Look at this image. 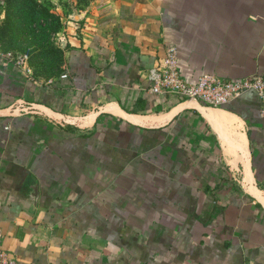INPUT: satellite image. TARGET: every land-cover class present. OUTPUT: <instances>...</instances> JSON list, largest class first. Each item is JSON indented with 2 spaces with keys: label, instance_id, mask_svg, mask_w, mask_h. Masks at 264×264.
Returning a JSON list of instances; mask_svg holds the SVG:
<instances>
[{
  "label": "crops",
  "instance_id": "obj_1",
  "mask_svg": "<svg viewBox=\"0 0 264 264\" xmlns=\"http://www.w3.org/2000/svg\"><path fill=\"white\" fill-rule=\"evenodd\" d=\"M61 19L57 75L0 52V248L20 264H264L256 92L209 107L152 91L171 47L190 82L264 75V0H89Z\"/></svg>",
  "mask_w": 264,
  "mask_h": 264
},
{
  "label": "rangeland",
  "instance_id": "obj_2",
  "mask_svg": "<svg viewBox=\"0 0 264 264\" xmlns=\"http://www.w3.org/2000/svg\"><path fill=\"white\" fill-rule=\"evenodd\" d=\"M88 2L58 0L55 5L50 0H1L0 52L12 59L27 55L29 71L25 72L39 80L57 75L63 63L58 35L63 30L61 18L73 6ZM237 168L232 170L239 178Z\"/></svg>",
  "mask_w": 264,
  "mask_h": 264
},
{
  "label": "built area",
  "instance_id": "obj_3",
  "mask_svg": "<svg viewBox=\"0 0 264 264\" xmlns=\"http://www.w3.org/2000/svg\"><path fill=\"white\" fill-rule=\"evenodd\" d=\"M24 71H29L28 56L21 55L12 60ZM155 93H174L184 99H191L204 106L221 107L230 103L246 91L253 90L260 100V113L264 116V75L253 74L237 79L222 78L214 74L203 73L196 81L183 78L177 65L175 48H168L159 66L155 69ZM0 264H20L15 256L0 248Z\"/></svg>",
  "mask_w": 264,
  "mask_h": 264
},
{
  "label": "bare ground",
  "instance_id": "obj_4",
  "mask_svg": "<svg viewBox=\"0 0 264 264\" xmlns=\"http://www.w3.org/2000/svg\"><path fill=\"white\" fill-rule=\"evenodd\" d=\"M215 120H217L218 122H221L222 123V118H217V119H215ZM232 130V129H231ZM238 140L240 141L241 140V138H238ZM237 151H239V150H237Z\"/></svg>",
  "mask_w": 264,
  "mask_h": 264
},
{
  "label": "trees",
  "instance_id": "obj_5",
  "mask_svg": "<svg viewBox=\"0 0 264 264\" xmlns=\"http://www.w3.org/2000/svg\"><path fill=\"white\" fill-rule=\"evenodd\" d=\"M225 106V105H224Z\"/></svg>",
  "mask_w": 264,
  "mask_h": 264
}]
</instances>
